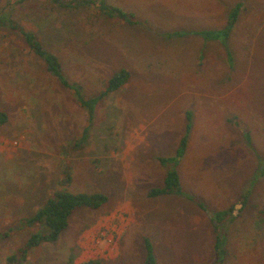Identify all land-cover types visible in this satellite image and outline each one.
<instances>
[{
  "label": "rangeland",
  "instance_id": "1",
  "mask_svg": "<svg viewBox=\"0 0 264 264\" xmlns=\"http://www.w3.org/2000/svg\"><path fill=\"white\" fill-rule=\"evenodd\" d=\"M106 2L134 14L136 24L97 10H58L46 0L7 11L59 57L63 75L86 96L114 73L130 72L128 83L96 106L78 150L66 143L81 137L87 114L16 31L0 28L7 115L0 124V264L38 230L22 219L60 190L62 160L73 172L66 191L107 201L76 210L55 242H42L21 264H67L69 256L74 264H144L145 239L156 264H217L212 213L230 206L221 264H264V0ZM236 4L224 43L198 34L225 28ZM176 32L185 34L169 35ZM213 104L215 113L196 112ZM188 112L191 123L195 116L197 124L210 118L215 125L191 135L180 171L184 194L151 198L148 191L163 181L158 154L178 142Z\"/></svg>",
  "mask_w": 264,
  "mask_h": 264
},
{
  "label": "trees",
  "instance_id": "2",
  "mask_svg": "<svg viewBox=\"0 0 264 264\" xmlns=\"http://www.w3.org/2000/svg\"><path fill=\"white\" fill-rule=\"evenodd\" d=\"M31 0H5V6L0 10V28L9 31H16L15 35L24 46L45 66L48 75L55 79L63 88L72 93L74 100L87 114V127L83 129L81 137L68 141V145L73 150L82 148L89 137V129L95 118V108L101 104L104 99L112 92L118 91L130 80L131 74L128 70L122 69L114 73L104 85V89L94 95L86 96L80 84L70 81L63 75V66L59 57L47 49L40 41L39 37L33 31L26 30L20 26L10 15L8 10H12L17 5H22ZM50 5L58 10L66 12H75L78 10L88 9L97 10L102 16L112 19L125 20L127 24H136L134 14L125 12L119 7L110 5L106 0H46ZM238 4L230 14L226 27L221 30L201 31L198 34L205 40H221L225 42L226 38L232 31L236 22ZM114 20V19H113ZM184 32L169 34L172 36L184 35ZM17 36V37H18ZM185 134L179 141L175 154L169 158H158V162L165 169V177L161 187L152 188L148 191V196L156 198L165 195H183L178 166L181 158L187 149V139L191 128L190 114L186 113ZM7 122V115L1 110L0 103V124ZM67 147V146H66ZM66 147L62 148L63 158L68 156ZM60 176L57 180L59 191L49 197L46 203L40 207L33 215L22 219L26 227H38V230L31 234L27 241L17 250L12 251L6 258L4 264H21L42 242H55L60 234L67 228L70 216L80 208L96 209L105 204L107 197L103 194H72L66 191L72 183L73 172L66 164L65 160L60 162ZM264 174V162L260 170ZM249 195L242 196L243 204L247 201ZM201 207V205H200ZM233 207L212 213V228L215 232L214 240V260L221 264L227 253V237L224 232V222L234 218ZM21 220V221H22ZM146 257L144 264H156L154 251L148 240L145 239ZM67 264H74V256H69ZM83 264H101L99 260H89Z\"/></svg>",
  "mask_w": 264,
  "mask_h": 264
},
{
  "label": "crops",
  "instance_id": "3",
  "mask_svg": "<svg viewBox=\"0 0 264 264\" xmlns=\"http://www.w3.org/2000/svg\"><path fill=\"white\" fill-rule=\"evenodd\" d=\"M237 5V4H236ZM114 6V5H113ZM117 7V6H116ZM237 20V19H236ZM235 24V23H234ZM221 29H223V28H221ZM221 29H219V30H221ZM233 29V28H232ZM211 41H219V40H211ZM229 62H231V59L230 58H228L227 59V63L229 64ZM201 105V104H200ZM204 106V105H203ZM209 106H211V103H210V105ZM210 110H212L213 112H211V113H215V112H217V111H215L216 110V106L213 104V106L212 107H210V108H204V110L201 108V107H198V109L196 110V112L197 113H199V112H209ZM195 116H194V122L193 123H191V128H190V131H189V134H188V139H187V149H186V152H185V154L183 155V157L181 158V160H180V163H179V166H178V173H179V177H180V171H181V165H182V163H183V161L185 160V158H186V156H187V151H188V148H189V143H190V138H191V135L193 134V131H194V129H197V130H204V131H206V132H210L211 130H210V126H209V123L211 122V120L213 121V123H211L212 125H215V122H214V119H210V118H208V120H204V121H206L205 123H204V121L203 122H201L200 124H197L198 122L197 121H195ZM185 128H186V118H184V124H183V133H182V136L185 134ZM201 134V133H200ZM202 135V134H201ZM182 136L179 138V140H178V142H176L175 143V145H174V147L173 148H171V146H165V147H163V149L160 151V153L158 154V158H160V157H163V158H169V157H172V156H174V154H175V151H176V148H177V146H178V144H179V141H180V139L182 138ZM133 147L134 146H131V149H133ZM158 158H157V160H158ZM159 165H160V163H159ZM160 167L161 168H163L164 169V167H162L161 165H160ZM164 177H165V169H164V174H163V180H164ZM180 182H181V177H180ZM162 183H163V181H162ZM158 188V187H157ZM171 195H173V196H178V195H174V194H171ZM171 195H165V196H171ZM161 197V196H160Z\"/></svg>",
  "mask_w": 264,
  "mask_h": 264
}]
</instances>
